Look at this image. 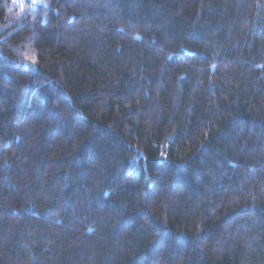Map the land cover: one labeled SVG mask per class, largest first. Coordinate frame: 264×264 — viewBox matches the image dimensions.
Segmentation results:
<instances>
[{
    "label": "trees",
    "instance_id": "trees-1",
    "mask_svg": "<svg viewBox=\"0 0 264 264\" xmlns=\"http://www.w3.org/2000/svg\"><path fill=\"white\" fill-rule=\"evenodd\" d=\"M0 264H264V0H0Z\"/></svg>",
    "mask_w": 264,
    "mask_h": 264
},
{
    "label": "rangeland",
    "instance_id": "rangeland-1",
    "mask_svg": "<svg viewBox=\"0 0 264 264\" xmlns=\"http://www.w3.org/2000/svg\"><path fill=\"white\" fill-rule=\"evenodd\" d=\"M28 1L33 7L41 4V0H26Z\"/></svg>",
    "mask_w": 264,
    "mask_h": 264
}]
</instances>
